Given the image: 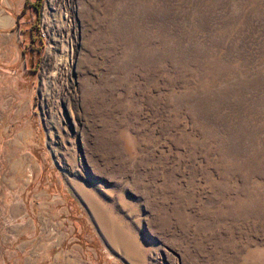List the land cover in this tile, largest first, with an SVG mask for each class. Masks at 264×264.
Masks as SVG:
<instances>
[{
	"label": "rangeland",
	"instance_id": "374dc122",
	"mask_svg": "<svg viewBox=\"0 0 264 264\" xmlns=\"http://www.w3.org/2000/svg\"><path fill=\"white\" fill-rule=\"evenodd\" d=\"M39 2L0 261L264 264V0Z\"/></svg>",
	"mask_w": 264,
	"mask_h": 264
},
{
	"label": "crops",
	"instance_id": "0c3cea01",
	"mask_svg": "<svg viewBox=\"0 0 264 264\" xmlns=\"http://www.w3.org/2000/svg\"><path fill=\"white\" fill-rule=\"evenodd\" d=\"M35 11L34 0H0V125H14L21 119L25 121L31 106V76L36 54L32 46L30 16ZM26 120L28 123L29 118ZM16 169L15 165H6L5 171L0 175L5 200L14 195L12 190ZM10 172L13 177L7 175ZM7 189L12 192L8 193ZM14 204L15 202L11 203L12 213L15 211ZM6 251L12 258L10 264H13L16 260L14 255L19 256V252L23 253L25 248L18 247L14 250L10 246ZM0 264L4 263L0 261Z\"/></svg>",
	"mask_w": 264,
	"mask_h": 264
},
{
	"label": "trees",
	"instance_id": "16d2710c",
	"mask_svg": "<svg viewBox=\"0 0 264 264\" xmlns=\"http://www.w3.org/2000/svg\"><path fill=\"white\" fill-rule=\"evenodd\" d=\"M39 1H41V0H36V3L34 4V7H35L36 9H38V8L40 7V2H39ZM35 27H36V26H35ZM32 39H33V40L38 39L39 42H40L41 44L44 43L43 40H42V38H41L40 36H39V37H35V36H33ZM35 50H37V49L35 48ZM38 50H40V48H38Z\"/></svg>",
	"mask_w": 264,
	"mask_h": 264
},
{
	"label": "built area",
	"instance_id": "2783aa9c",
	"mask_svg": "<svg viewBox=\"0 0 264 264\" xmlns=\"http://www.w3.org/2000/svg\"><path fill=\"white\" fill-rule=\"evenodd\" d=\"M41 36H42V34H41Z\"/></svg>",
	"mask_w": 264,
	"mask_h": 264
}]
</instances>
